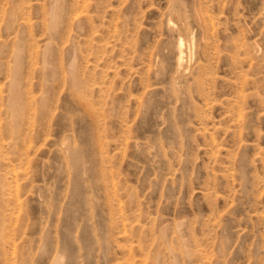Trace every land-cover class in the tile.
Returning a JSON list of instances; mask_svg holds the SVG:
<instances>
[{
	"label": "rangeland",
	"instance_id": "374dc122",
	"mask_svg": "<svg viewBox=\"0 0 264 264\" xmlns=\"http://www.w3.org/2000/svg\"><path fill=\"white\" fill-rule=\"evenodd\" d=\"M0 264H264V0H0Z\"/></svg>",
	"mask_w": 264,
	"mask_h": 264
},
{
	"label": "bare ground",
	"instance_id": "6f19581e",
	"mask_svg": "<svg viewBox=\"0 0 264 264\" xmlns=\"http://www.w3.org/2000/svg\"><path fill=\"white\" fill-rule=\"evenodd\" d=\"M192 38V37H191ZM189 39V38H188ZM193 42V41H192ZM188 43V42H186ZM191 43V42H190ZM186 46V45H185ZM178 66L180 67L182 65V53H183V46H182V41L178 44ZM192 50V49H191ZM190 51V50H189ZM189 53V52H188ZM184 56V55H183Z\"/></svg>",
	"mask_w": 264,
	"mask_h": 264
}]
</instances>
